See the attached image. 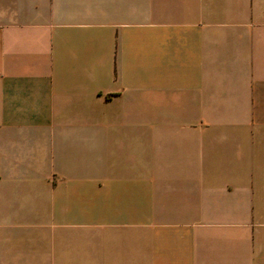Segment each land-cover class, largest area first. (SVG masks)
I'll list each match as a JSON object with an SVG mask.
<instances>
[{"label": "crops", "instance_id": "0c3cea01", "mask_svg": "<svg viewBox=\"0 0 264 264\" xmlns=\"http://www.w3.org/2000/svg\"><path fill=\"white\" fill-rule=\"evenodd\" d=\"M42 261L264 264V0H0V264Z\"/></svg>", "mask_w": 264, "mask_h": 264}, {"label": "rangeland", "instance_id": "374dc122", "mask_svg": "<svg viewBox=\"0 0 264 264\" xmlns=\"http://www.w3.org/2000/svg\"><path fill=\"white\" fill-rule=\"evenodd\" d=\"M25 258H27V257H25ZM25 258H22V259L27 260ZM41 264H47V262L42 261Z\"/></svg>", "mask_w": 264, "mask_h": 264}]
</instances>
